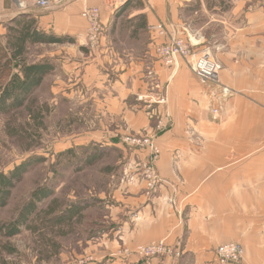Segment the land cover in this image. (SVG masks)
Wrapping results in <instances>:
<instances>
[{
	"label": "crops",
	"instance_id": "0c3cea01",
	"mask_svg": "<svg viewBox=\"0 0 264 264\" xmlns=\"http://www.w3.org/2000/svg\"><path fill=\"white\" fill-rule=\"evenodd\" d=\"M207 1L122 0L114 6L108 0H64L42 8L36 0H0V14L33 13L41 30L69 35L82 50L88 24L81 13L100 8L105 31L84 75L89 81L113 57L112 90L94 99L122 118L126 129L155 128L154 111L139 96L155 92L153 82L166 86L167 104L152 106L171 115L160 138L159 184L149 195L143 185L132 191L128 202L135 215L119 221L116 239L130 247L165 241L182 252L148 261L134 256L129 264H230L215 252L226 242L242 246L246 264H264V0H227L228 9ZM160 23L193 40L197 51L207 49L234 93L215 98L216 89L193 74V58L180 60L174 70L162 65L153 51L163 40L153 30Z\"/></svg>",
	"mask_w": 264,
	"mask_h": 264
},
{
	"label": "rangeland",
	"instance_id": "374dc122",
	"mask_svg": "<svg viewBox=\"0 0 264 264\" xmlns=\"http://www.w3.org/2000/svg\"><path fill=\"white\" fill-rule=\"evenodd\" d=\"M208 1L220 7L219 0ZM196 7L187 8L186 16H192ZM12 17L0 14V41H5ZM183 39L191 48L193 61L189 63L199 82L216 89L215 98L233 94L234 90L221 80L220 63L207 49L197 51L193 40ZM100 43L92 47L87 39L83 50L71 43L35 44L28 50L29 62L51 60L57 67L27 106L11 114H0V172L8 174L18 166L26 167L8 205L0 209V223L7 226L15 223L32 201L34 191L46 188L54 195L36 201L39 214L30 215L35 231L22 226L21 232L14 236L0 232V264H129L134 256L145 261L181 256L178 246L165 241L130 247L116 239L119 221L135 215V205L128 202L135 196L132 191L143 185L142 191L149 195L158 187L156 163L162 154L160 138L169 130L171 115L166 109L156 110L167 104L166 86L156 82H153L155 92L139 96L154 111L151 124L155 128L150 132L126 129L122 118H117L102 102L97 104L95 95L107 92V87L112 90L110 84L116 81L113 57L94 69L92 79L85 78L84 63L97 57L95 51ZM153 51L162 65L171 70L182 60L169 66L159 58L155 48ZM203 53H209L220 66L218 81L203 80L194 72L192 66ZM213 115L218 118L220 109H213ZM91 158L96 160L92 164ZM148 170L155 174L153 187L147 178ZM71 207L83 209L82 213L68 218ZM53 209L55 213L48 215ZM227 244L239 245L242 250L239 243L226 242L216 247V255L223 263L237 264L220 258L219 252ZM153 247L161 251L147 256L143 249ZM241 257L239 264H246L243 250Z\"/></svg>",
	"mask_w": 264,
	"mask_h": 264
},
{
	"label": "trees",
	"instance_id": "16d2710c",
	"mask_svg": "<svg viewBox=\"0 0 264 264\" xmlns=\"http://www.w3.org/2000/svg\"><path fill=\"white\" fill-rule=\"evenodd\" d=\"M209 7L211 5L209 1ZM221 9H228L227 0H219ZM128 3L123 5L127 6ZM8 33L5 41H0V114L7 115L25 106L32 99L33 94L39 89L47 76L56 70V64L51 60L29 62L27 53L29 48L35 44H65L74 43L75 40L69 35L57 36L40 29L39 20L33 13L22 12L10 19ZM90 159L89 163H94ZM26 172L24 165L16 167L6 174L0 172V209L8 205L13 189L21 182ZM51 189H38L32 194V201L21 212L19 219L11 226L0 223V232L7 236H14L21 232L25 226L35 231L30 215L38 213L36 201L53 197ZM72 210V211H71ZM83 209L71 207L68 218H73L82 213ZM54 209L48 211V215L54 214Z\"/></svg>",
	"mask_w": 264,
	"mask_h": 264
},
{
	"label": "built area",
	"instance_id": "2783aa9c",
	"mask_svg": "<svg viewBox=\"0 0 264 264\" xmlns=\"http://www.w3.org/2000/svg\"><path fill=\"white\" fill-rule=\"evenodd\" d=\"M39 7L46 8L49 6L59 5L64 0H36ZM109 3L116 6L122 0H108ZM82 17L87 21L88 29H87V39L89 44L92 47L97 46L101 42V38L105 31L104 23L101 19V10L99 7H87L81 13ZM153 30L157 32L158 37L163 38L160 43H156L154 48L158 53L159 58L163 60L166 65L174 66L178 64L180 59L188 60L191 55V48L189 44L182 38L177 36L176 34H170L167 28L160 23L157 27H153ZM193 70L196 75L200 76L203 80L206 81H218L219 79V70L220 66L211 59L209 53L201 54L198 59L195 60L193 64ZM228 90H225L227 93ZM164 99L161 101L163 102ZM132 142H135V139L129 138ZM149 142L148 140H145ZM156 153L158 149L155 148ZM147 178L150 180V186L153 187L155 184V174L151 171H147ZM154 249H143V251L147 254V256L156 254V250L158 252L161 251L159 247H153ZM241 247L236 244H227L220 250V258L225 260H232L237 262V264L241 263ZM152 253V254H150ZM158 254V253H157Z\"/></svg>",
	"mask_w": 264,
	"mask_h": 264
}]
</instances>
